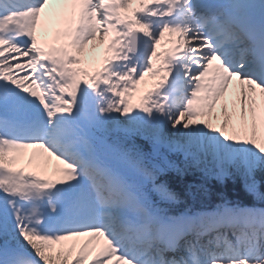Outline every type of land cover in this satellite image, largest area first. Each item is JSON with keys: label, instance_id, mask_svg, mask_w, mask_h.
<instances>
[{"label": "snow or ice", "instance_id": "snow-or-ice-1", "mask_svg": "<svg viewBox=\"0 0 264 264\" xmlns=\"http://www.w3.org/2000/svg\"><path fill=\"white\" fill-rule=\"evenodd\" d=\"M0 264H264V0H0Z\"/></svg>", "mask_w": 264, "mask_h": 264}, {"label": "trees", "instance_id": "trees-1", "mask_svg": "<svg viewBox=\"0 0 264 264\" xmlns=\"http://www.w3.org/2000/svg\"><path fill=\"white\" fill-rule=\"evenodd\" d=\"M169 176L172 178L171 186L177 192H182L184 184L193 182L196 179V177L193 176L191 173L188 174L185 178H183V181H181L180 179L176 178L174 173H170ZM225 190L229 193V195L233 194V185H232L231 181H228L226 183ZM241 195H243V193H241Z\"/></svg>", "mask_w": 264, "mask_h": 264}]
</instances>
